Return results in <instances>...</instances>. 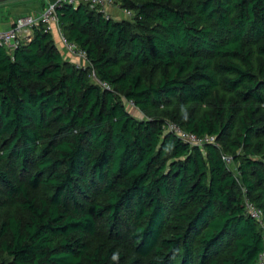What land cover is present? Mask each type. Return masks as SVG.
I'll use <instances>...</instances> for the list:
<instances>
[{
	"label": "trees",
	"instance_id": "16d2710c",
	"mask_svg": "<svg viewBox=\"0 0 264 264\" xmlns=\"http://www.w3.org/2000/svg\"><path fill=\"white\" fill-rule=\"evenodd\" d=\"M114 1L0 46V264H264V0Z\"/></svg>",
	"mask_w": 264,
	"mask_h": 264
},
{
	"label": "built area",
	"instance_id": "2783aa9c",
	"mask_svg": "<svg viewBox=\"0 0 264 264\" xmlns=\"http://www.w3.org/2000/svg\"><path fill=\"white\" fill-rule=\"evenodd\" d=\"M61 2H67L70 4H77L78 2H84L89 5L92 9H97L102 12L105 18H112V14L109 12V8L112 6H117L114 0H56L55 2L49 3L41 12L38 14L27 13L17 16L11 26L8 29H0V46L7 48L9 50L16 49L20 43L30 40L33 34V28L39 25H43L45 30L54 31L56 30L60 37V42L64 50L69 54L74 65L78 69L86 68L89 66V60L86 56V52L80 49L75 43L67 41L59 29L58 17L55 13L56 6L60 5ZM122 13L126 18L133 15V12L129 9L120 8ZM92 78L95 77L92 73ZM102 87L109 88L106 82H101L96 80ZM130 105H134L132 101H129ZM168 129L175 132L184 141L190 144L199 145L203 142H213L214 137L211 135H204L203 137H198L193 133L184 132L175 123L169 122ZM226 162H230L231 157H223ZM245 208L247 213L261 220V210L256 208L247 198L245 199Z\"/></svg>",
	"mask_w": 264,
	"mask_h": 264
},
{
	"label": "crops",
	"instance_id": "0c3cea01",
	"mask_svg": "<svg viewBox=\"0 0 264 264\" xmlns=\"http://www.w3.org/2000/svg\"><path fill=\"white\" fill-rule=\"evenodd\" d=\"M40 5L37 0H15L14 2L0 4V29H8L19 15L27 13L38 14L41 12ZM109 12L112 14V18H125L121 9L117 6L110 7ZM54 31L56 32V30Z\"/></svg>",
	"mask_w": 264,
	"mask_h": 264
},
{
	"label": "rangeland",
	"instance_id": "374dc122",
	"mask_svg": "<svg viewBox=\"0 0 264 264\" xmlns=\"http://www.w3.org/2000/svg\"><path fill=\"white\" fill-rule=\"evenodd\" d=\"M37 1H38L39 4H41L40 0H37ZM8 2H14V1H8ZM125 18H126V17H125ZM128 108H129V111H130L133 115H135L136 117L142 118L143 115L141 114L140 111H138L137 109L131 107V105H130ZM235 167H236V164H235L234 166L232 165V168H233V169H234Z\"/></svg>",
	"mask_w": 264,
	"mask_h": 264
},
{
	"label": "water",
	"instance_id": "95a60500",
	"mask_svg": "<svg viewBox=\"0 0 264 264\" xmlns=\"http://www.w3.org/2000/svg\"><path fill=\"white\" fill-rule=\"evenodd\" d=\"M8 1H15V0H0V4H2V3H6V2H8Z\"/></svg>",
	"mask_w": 264,
	"mask_h": 264
}]
</instances>
